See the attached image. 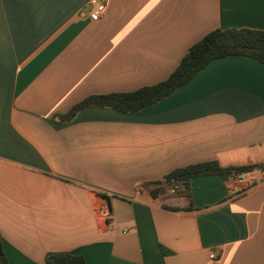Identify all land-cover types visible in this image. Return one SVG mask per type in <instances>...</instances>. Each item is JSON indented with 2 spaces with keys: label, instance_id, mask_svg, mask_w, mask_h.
Masks as SVG:
<instances>
[{
  "label": "crops",
  "instance_id": "1",
  "mask_svg": "<svg viewBox=\"0 0 264 264\" xmlns=\"http://www.w3.org/2000/svg\"><path fill=\"white\" fill-rule=\"evenodd\" d=\"M89 1L0 0V238L9 264H47L52 254L87 264H264V63L217 59L143 110L56 118L91 95L166 80L215 29L264 31V0H103L97 21ZM210 161L256 166L253 185L235 197L233 177L211 175L192 179L189 194L136 191Z\"/></svg>",
  "mask_w": 264,
  "mask_h": 264
},
{
  "label": "trees",
  "instance_id": "2",
  "mask_svg": "<svg viewBox=\"0 0 264 264\" xmlns=\"http://www.w3.org/2000/svg\"><path fill=\"white\" fill-rule=\"evenodd\" d=\"M240 56L264 63V31L251 28L215 29L193 44L179 62L177 68L164 81L144 86L132 92L94 94L75 104L67 113L57 115L60 123H68L82 110L111 108L118 112H137L169 97L177 89L189 84L193 78L214 60ZM264 169V164L262 165ZM256 166L223 168L217 161L190 164L176 168L161 180L138 184L139 194L147 192L156 198L167 190L190 193L191 180L203 176L219 175L225 179L242 171H252ZM180 210L175 207H166ZM187 209H192L189 206ZM0 263L9 264L0 238ZM47 264H87L83 256L52 254Z\"/></svg>",
  "mask_w": 264,
  "mask_h": 264
},
{
  "label": "built area",
  "instance_id": "3",
  "mask_svg": "<svg viewBox=\"0 0 264 264\" xmlns=\"http://www.w3.org/2000/svg\"><path fill=\"white\" fill-rule=\"evenodd\" d=\"M105 2L103 0H90L89 1V10L87 15L91 20H99L103 13L105 12ZM84 15V13H82ZM234 185L231 187L230 192L233 196L238 197L245 194L250 187L253 185V178L251 171H242L235 176H233ZM215 253L211 254V257L214 258Z\"/></svg>",
  "mask_w": 264,
  "mask_h": 264
}]
</instances>
